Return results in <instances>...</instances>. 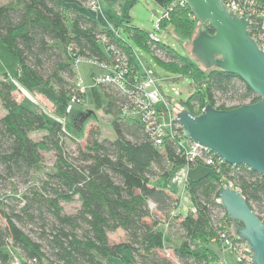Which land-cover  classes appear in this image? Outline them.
Returning <instances> with one entry per match:
<instances>
[{
	"label": "trees",
	"instance_id": "16d2710c",
	"mask_svg": "<svg viewBox=\"0 0 264 264\" xmlns=\"http://www.w3.org/2000/svg\"><path fill=\"white\" fill-rule=\"evenodd\" d=\"M100 1L102 19L72 9L67 14L57 0L0 3V106L5 111L0 117V264H10L15 251L22 264H223L212 245L223 248L220 232L233 235L236 223L219 202L220 192L232 183L264 221V175L244 165L189 161L180 147L181 127L156 146L140 119L121 116L128 98L118 88L100 84L85 94L78 91L75 62L85 57L110 63L107 47L114 43L139 73L134 43L163 70L194 81L197 92L179 102L197 115L209 104L232 110L256 103L259 96L238 75L216 67L206 70L187 52L150 40L145 30L132 26L130 10L137 0ZM157 1L169 6L175 0ZM169 13L163 24L175 25L185 39L195 36L199 22L189 4ZM203 25L197 33H215L210 24ZM157 51L166 59L158 58ZM13 81L29 91H54L61 112L71 95L87 99L113 116L115 138H102L100 128L92 126L81 146L60 122L19 102ZM35 132L45 134L36 140ZM68 140L76 143V152L68 149ZM45 152L54 153L55 167L34 182ZM202 165L209 170L186 180L193 210L174 217L181 226L176 240L167 234L165 221L180 198L167 181L181 166ZM19 186L26 188L23 193ZM75 200L78 210L65 212L63 203ZM118 229L127 240L112 243L109 234Z\"/></svg>",
	"mask_w": 264,
	"mask_h": 264
},
{
	"label": "water",
	"instance_id": "95a60500",
	"mask_svg": "<svg viewBox=\"0 0 264 264\" xmlns=\"http://www.w3.org/2000/svg\"><path fill=\"white\" fill-rule=\"evenodd\" d=\"M199 24H210L214 34L201 29L192 41L193 53L207 68L238 75L259 96L254 104L232 110L207 105L200 115L178 112L175 122L184 135L207 147L231 165H244L264 175V49L248 33L251 24L229 12L222 0H186ZM221 202L234 221V234L252 249V264H264V221L240 190L223 188Z\"/></svg>",
	"mask_w": 264,
	"mask_h": 264
},
{
	"label": "rangeland",
	"instance_id": "374dc122",
	"mask_svg": "<svg viewBox=\"0 0 264 264\" xmlns=\"http://www.w3.org/2000/svg\"><path fill=\"white\" fill-rule=\"evenodd\" d=\"M8 0H0V3H6ZM59 1L63 7L65 8L67 14L70 9L77 10L87 15H91L97 17L98 19H102L100 13L93 11L90 8V0H57ZM131 10V25L134 27L142 28L145 30L149 35L152 33L155 34V37L158 42L161 44H166L169 47L177 50L179 53L186 55L187 54L193 58L197 63L205 68V63L197 58V56L193 53L192 47V40L196 36L197 31L201 28H205L206 26L202 24H198L195 29V36L190 39H185L183 36L179 34L175 25L168 23V21L164 23L170 16V13L167 17H164V9L167 6H164L157 0H137ZM172 5V4H171ZM169 5V6H171ZM104 13V10H103ZM165 19V20H164ZM160 20V25L162 29L157 30L156 23ZM199 28V29H198ZM125 38H128L125 33L122 34ZM151 40V39H150ZM153 40V41H155ZM130 41H132L130 39ZM156 41V42H157ZM135 49V57L138 61L137 70H139V74L142 76L145 73H148V76L155 79L158 85L163 89L165 92V96L167 97L168 105L170 107V112L176 117L178 112L185 109L184 105L179 102L180 100L186 101L188 98L195 92H197L198 88L193 80L189 76L183 75H173L168 73L166 70H163L152 58V56L145 51L144 49H140L136 44H134ZM1 53V52H0ZM137 55V56H136ZM156 55L160 59H166V55L163 52H156ZM207 70V68H205ZM78 70L80 73L81 78L84 82H93V78L91 79V73H102L104 69L96 64H91L86 61H82L79 66ZM94 75V74H93ZM92 75V77H93ZM147 76V75H146ZM14 83V95L16 99L25 104L31 110H38L44 112L51 121L60 122L63 127L68 132L75 133V136L79 139V144L84 146L86 143V137L88 131L92 126H98L101 130L102 138L114 139L115 132L112 127V120L113 116L111 114L106 113L102 108L97 107L94 104H90L87 99H82L80 102L71 103L69 102L67 109L64 112L60 111L58 105H56L55 101V94L54 91L50 89H38L35 91H29L19 85L16 81ZM86 84V83H85ZM92 84V83H91ZM89 86V85H88ZM70 110L68 111V109ZM204 109V108H203ZM202 112V111H201ZM200 112V113H201ZM5 114L4 109L0 106V117ZM197 115V114H196ZM170 116L166 117V120H169ZM45 132H35L32 134V137L36 140L42 139ZM68 149L72 152H76V143L71 141H67ZM56 157L53 152H45L44 153V160L41 165L40 171L35 173V177L40 179V176H43L46 171H51L55 167ZM200 171L193 172L192 169L189 172V177L197 178L203 175L209 168L205 166H197ZM193 168V167H192ZM158 181V179L154 180L153 182ZM25 187L19 186V193H23L25 191ZM15 191V190H13ZM65 212L72 214L75 213L78 208L80 207V202L75 200L70 203H63ZM190 207V204L186 201L183 202L182 207L179 211L174 210L173 214L165 221L166 223V230L168 235H172L174 239H178L176 235L180 232L179 220L174 218L175 216L181 214L182 212H186V210ZM110 241L112 243H122L127 240L126 233L123 229H118L115 232H111L109 234ZM215 245V244H214ZM166 254L171 257L173 260L178 262L172 255V250H167ZM16 256V257H15ZM17 258V259H15ZM221 258L225 261V264H237V258L235 254H233L229 249L226 250L222 248L221 250ZM14 261H20L18 251L13 253Z\"/></svg>",
	"mask_w": 264,
	"mask_h": 264
},
{
	"label": "built area",
	"instance_id": "2783aa9c",
	"mask_svg": "<svg viewBox=\"0 0 264 264\" xmlns=\"http://www.w3.org/2000/svg\"><path fill=\"white\" fill-rule=\"evenodd\" d=\"M226 5L229 12H233L238 17H244L251 24L248 26V33L256 41L261 49H264V0H222ZM188 4L186 0H175L171 6H167L164 9V17L169 15V12L177 5L184 6ZM90 8L100 13L103 16V7L100 0H90ZM157 30L162 29L160 20L156 23ZM119 36L120 32H116ZM151 40H155V34L150 35ZM103 44H109L110 40L105 35L99 36ZM157 41V40H155ZM107 51L112 52L111 62L100 63L95 60L87 59L85 57L77 58L75 62L76 68V79L75 84L78 91L81 94H85L89 88L80 76L78 66L82 61L91 62L97 64L103 68L110 67L109 72L103 74L93 75V85L110 84L118 88L122 94H125L128 98V103L123 105L121 116L128 119L138 118L143 123L144 127L148 130L151 137L153 138L155 145L161 146L168 135H175V128L179 129L181 125L175 122V116L170 112L169 103L165 92L158 85L155 79L148 76V73L142 76L139 73H135L132 70V66L128 55L120 47H117L114 43L107 47ZM147 75V76H146ZM83 98L76 94L71 95V103L80 102ZM70 108L68 109V111ZM170 116L169 120L166 117ZM182 128V127H181ZM180 147L184 149L185 154L189 161H196L197 159H204L208 165H214L218 163H224V161L217 155L212 153L207 147L200 146L192 139L187 138L184 135L182 128V135ZM184 137V138H183ZM204 152L209 153L210 156H203ZM233 188V184L227 182L223 188ZM231 235L228 231L222 230L220 237L222 246L226 250H230L235 257L237 262H246L252 264V249L245 241L240 237L238 238L234 231ZM17 259V258H15ZM36 262V259L33 260ZM10 264H20V261L12 260Z\"/></svg>",
	"mask_w": 264,
	"mask_h": 264
},
{
	"label": "crops",
	"instance_id": "0c3cea01",
	"mask_svg": "<svg viewBox=\"0 0 264 264\" xmlns=\"http://www.w3.org/2000/svg\"><path fill=\"white\" fill-rule=\"evenodd\" d=\"M135 54H136V52H135ZM135 59H136V57H135ZM89 63H91V62H89ZM91 64H94V63H91ZM102 69H104V72H102V73L92 72L91 75H90L91 79H92V75L93 74H103V73L109 72L110 67H106V68L102 67ZM85 83H86L87 86L89 85V87L95 86V85H93L92 81L89 82L90 84H87L88 82H85ZM191 169H192L193 172H197V173L200 171V169H198V167L189 168L187 166H181L179 169L175 170V172L171 175V177H169V179L167 181V188L169 190H171L172 193H174L175 196L180 198V205L178 207L172 209V211H171L172 214H173L174 210H176V211L180 210V208L182 207V204H183L184 201L185 202L187 201L190 204V207L186 210V212L184 211L181 214H185V213L193 210V203H191L190 194H189V192L186 191V187H185L186 180L187 179H192L191 177H189V172L191 171ZM212 247H214L215 250L217 251L218 256H219V258L221 260L220 262L224 264L225 261H223L222 258H221V250H222V248L217 247L214 244L212 245Z\"/></svg>",
	"mask_w": 264,
	"mask_h": 264
}]
</instances>
